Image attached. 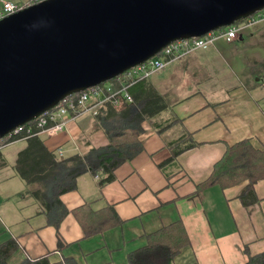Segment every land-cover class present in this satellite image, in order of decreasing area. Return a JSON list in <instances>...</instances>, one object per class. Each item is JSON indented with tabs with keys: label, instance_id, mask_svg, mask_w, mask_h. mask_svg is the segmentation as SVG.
<instances>
[{
	"label": "crops",
	"instance_id": "obj_1",
	"mask_svg": "<svg viewBox=\"0 0 264 264\" xmlns=\"http://www.w3.org/2000/svg\"><path fill=\"white\" fill-rule=\"evenodd\" d=\"M9 1L28 5L31 0ZM253 36L252 32L233 43L218 40L209 55L199 58L196 52L164 69L161 79L151 83L169 106L155 118L156 126L144 123L143 151L121 164L115 180L104 187L98 185L101 174L87 172L75 190L62 195L70 210L86 203L94 211L113 207L123 223L107 231L84 237L72 212L58 229L49 225L30 196L36 186H28L18 176L16 162L10 166L2 151L10 144L18 153L27 139L4 146L0 245L16 239L19 246L8 264L42 256L53 261L73 258L77 264H127L131 253L147 245L148 235L178 220L186 226L190 241L173 264H245L249 254L262 253L264 179L255 184L258 201L246 206L239 194L248 180L226 189L207 186L197 194V186L211 175L230 145L250 139L255 148L264 149V55L247 54L243 59L238 51L240 44L253 45ZM227 47L231 53L225 51ZM187 74H193L192 83L185 84ZM188 133L198 146L160 168L171 156L167 143ZM40 136L48 149L58 155L61 150L63 159L108 143L107 134L88 114L54 136Z\"/></svg>",
	"mask_w": 264,
	"mask_h": 264
},
{
	"label": "water",
	"instance_id": "obj_2",
	"mask_svg": "<svg viewBox=\"0 0 264 264\" xmlns=\"http://www.w3.org/2000/svg\"><path fill=\"white\" fill-rule=\"evenodd\" d=\"M264 0H44L0 20V139L63 100Z\"/></svg>",
	"mask_w": 264,
	"mask_h": 264
},
{
	"label": "trees",
	"instance_id": "obj_3",
	"mask_svg": "<svg viewBox=\"0 0 264 264\" xmlns=\"http://www.w3.org/2000/svg\"><path fill=\"white\" fill-rule=\"evenodd\" d=\"M130 90L134 99L131 105L116 112L106 102L94 117L98 128L107 134L108 143L105 146L92 147L86 153L63 159L55 151L48 149L40 135H36L28 138L27 146L18 153L15 163L17 174L28 186H36L30 190V196L39 204V214L46 216L49 225L58 229L67 214L72 212L84 230V237H90L123 223L111 206L94 211L91 204L86 203L70 210L61 197L75 190L78 179L87 172L101 174L98 185L100 188L104 187L115 180V170L121 164L134 160L143 151L144 145L140 137L144 133V123L149 121L156 126L155 118L169 105L163 94L149 80L133 85ZM10 141L13 140H0L3 144ZM167 144L171 156L159 165L160 168L166 163H174L178 155L199 143L188 133ZM223 155L214 165L211 175L197 186V194L207 186L219 184L226 189L248 180L250 183L239 194L240 199L245 206L257 202L255 184L264 179V149L255 148L250 139H243L230 145ZM4 165L6 164L0 152V167ZM147 241L145 247L130 254L127 264H173L190 239L186 226L178 220L152 232L147 236ZM58 245L62 247L60 241ZM18 248L16 239L1 244L0 264H8V258ZM23 264L77 263L73 258L53 261L49 256H42L28 259ZM245 264H264V251L258 255L249 254Z\"/></svg>",
	"mask_w": 264,
	"mask_h": 264
},
{
	"label": "built area",
	"instance_id": "obj_4",
	"mask_svg": "<svg viewBox=\"0 0 264 264\" xmlns=\"http://www.w3.org/2000/svg\"><path fill=\"white\" fill-rule=\"evenodd\" d=\"M42 1L44 0H31L28 5H24L20 2L0 0V20L17 12V10ZM263 24L264 9L229 26L213 30L205 36L174 41L158 52L156 56L144 61L143 64L134 66L130 70L117 75L116 78L103 82V84L89 87V89L81 91L74 98L71 96L63 100V102L32 121L34 122L32 125L18 127L9 132L4 139L10 138L13 140L9 142L11 143L36 135L54 136L62 132L70 122L77 121L80 116L86 114L96 116L101 106L106 102L110 103L116 112L121 111L134 101L130 90L133 85L151 79L171 66L172 63L179 62L195 54L198 50L207 49L218 40L232 43L246 36L253 28ZM8 144L0 142V150ZM59 156L61 158L63 156L61 150Z\"/></svg>",
	"mask_w": 264,
	"mask_h": 264
},
{
	"label": "rangeland",
	"instance_id": "obj_5",
	"mask_svg": "<svg viewBox=\"0 0 264 264\" xmlns=\"http://www.w3.org/2000/svg\"><path fill=\"white\" fill-rule=\"evenodd\" d=\"M254 33L255 34V36H253L254 38L252 39V40H254L253 41V45H249V44H240L239 45V47H238V51L240 50V52H241V54L243 53V59H244V57L247 55V54H249L250 56H259V55H264V48L262 47V45L259 43V37H261V43H263V45H264V24L263 25H260V26H257V27H255V28H253L250 32H248V34H251V33ZM260 34H262V35H260ZM245 39H247L246 40V42L247 41H249V38H245ZM233 43V42H232ZM214 49H216L215 48V44L213 45V46H211V47H209V48H207V49H202V50H199L198 52H197V57H199V58H202L203 56H205V54L206 53H211ZM230 47H227L226 48V52H228V53H231V51H230ZM206 55H209V54H206ZM211 55V54H210ZM182 61V60H181ZM181 61H179V62H181ZM175 63H177V62H175ZM172 64H174V63H172ZM223 66L224 67H226L224 64H223ZM166 70V69H165ZM165 70H163V71H161V72H159L158 74H156V76H154V77H152L153 78V80H151V79H149V81H150V83L152 82V81H158L159 79H161L160 77H162L163 76V72L165 71ZM161 74V75H160ZM226 74V72L224 73V75ZM194 79V77H193V74H187L186 75V78H185V84L186 83H192V81L191 80H193ZM151 84H153V83H151ZM154 85V84H153ZM152 85V86H153ZM155 86V85H154ZM156 87V86H155ZM158 90V89H157ZM91 117V116H90ZM93 117V116H92ZM95 117V116H94ZM93 117V118H94ZM95 119V118H94ZM27 144L28 143H26V145H24V147L23 148H25L26 146H27ZM22 146V145H21ZM14 147L13 146H10V144H9V146H6L2 151H3V153H4V156H5V158H6V160H7V163L10 165V166H12L15 162H16V160H17V156H18V153H17V150H15V149H13ZM23 150V149H22Z\"/></svg>",
	"mask_w": 264,
	"mask_h": 264
}]
</instances>
